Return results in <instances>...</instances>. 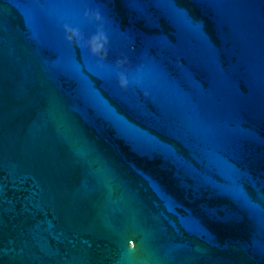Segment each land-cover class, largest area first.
<instances>
[{
  "label": "water",
  "instance_id": "obj_1",
  "mask_svg": "<svg viewBox=\"0 0 264 264\" xmlns=\"http://www.w3.org/2000/svg\"><path fill=\"white\" fill-rule=\"evenodd\" d=\"M0 264H264V0H0Z\"/></svg>",
  "mask_w": 264,
  "mask_h": 264
},
{
  "label": "clouds",
  "instance_id": "obj_2",
  "mask_svg": "<svg viewBox=\"0 0 264 264\" xmlns=\"http://www.w3.org/2000/svg\"><path fill=\"white\" fill-rule=\"evenodd\" d=\"M95 50H96V49L93 48V51H95ZM121 83H122V84H125V83H126V80H124L123 77L121 78Z\"/></svg>",
  "mask_w": 264,
  "mask_h": 264
}]
</instances>
